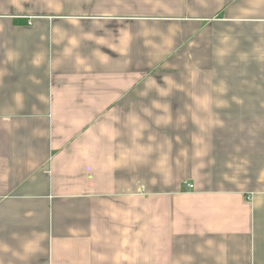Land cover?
Returning a JSON list of instances; mask_svg holds the SVG:
<instances>
[{"label":"crops","instance_id":"obj_1","mask_svg":"<svg viewBox=\"0 0 264 264\" xmlns=\"http://www.w3.org/2000/svg\"><path fill=\"white\" fill-rule=\"evenodd\" d=\"M0 264H264V0H0Z\"/></svg>","mask_w":264,"mask_h":264},{"label":"built area","instance_id":"obj_2","mask_svg":"<svg viewBox=\"0 0 264 264\" xmlns=\"http://www.w3.org/2000/svg\"><path fill=\"white\" fill-rule=\"evenodd\" d=\"M187 188L191 189V188H192V186H188V185H187Z\"/></svg>","mask_w":264,"mask_h":264}]
</instances>
